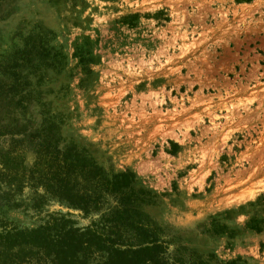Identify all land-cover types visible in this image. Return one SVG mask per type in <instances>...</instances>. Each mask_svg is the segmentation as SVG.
<instances>
[{
  "label": "rangeland",
  "instance_id": "1",
  "mask_svg": "<svg viewBox=\"0 0 264 264\" xmlns=\"http://www.w3.org/2000/svg\"><path fill=\"white\" fill-rule=\"evenodd\" d=\"M0 92V149L131 170L167 263L264 264V0H0ZM39 194L0 181V230L116 203Z\"/></svg>",
  "mask_w": 264,
  "mask_h": 264
},
{
  "label": "trees",
  "instance_id": "2",
  "mask_svg": "<svg viewBox=\"0 0 264 264\" xmlns=\"http://www.w3.org/2000/svg\"><path fill=\"white\" fill-rule=\"evenodd\" d=\"M9 130L14 128L0 121V135ZM51 142L47 138L38 142L35 161L27 167L20 140L12 139L0 149V181L19 190L40 186L42 194L85 212L102 208L107 196L116 203L102 215L100 227L67 226L69 220L52 216L36 228H2L0 264H169L163 259L165 246L156 226L140 209V204L153 202L155 195L136 186L134 173L126 169L108 176L92 157L61 151Z\"/></svg>",
  "mask_w": 264,
  "mask_h": 264
}]
</instances>
